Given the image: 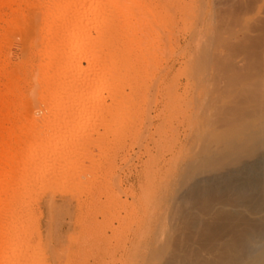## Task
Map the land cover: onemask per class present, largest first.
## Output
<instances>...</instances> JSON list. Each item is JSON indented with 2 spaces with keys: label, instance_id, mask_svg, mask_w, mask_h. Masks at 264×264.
I'll list each match as a JSON object with an SVG mask.
<instances>
[{
  "label": "rangeland",
  "instance_id": "374dc122",
  "mask_svg": "<svg viewBox=\"0 0 264 264\" xmlns=\"http://www.w3.org/2000/svg\"><path fill=\"white\" fill-rule=\"evenodd\" d=\"M65 1L0 0V139L11 141L0 148L15 149V160L34 169L24 189L4 180L10 160L0 159V249L8 239L22 244L3 264L249 263L246 249L264 246L254 232L264 231V208L251 209L264 196L238 205L229 191H207V180L264 154H250L253 140L234 137L243 121L264 127V0H129L125 7L102 0L106 9L119 7L121 29L113 34L116 19L108 18L91 34L101 28L104 39L115 38V85L124 92L87 90L88 104H110V115L90 116L88 129L72 132L56 153L39 152L32 139H60L54 120L65 116L46 115L48 88L59 76H43L41 55L54 42L45 39L44 12ZM80 3L70 0L71 13L83 10ZM103 52L109 63L113 55ZM29 145L36 151L28 156ZM50 153L70 162L48 161Z\"/></svg>",
  "mask_w": 264,
  "mask_h": 264
},
{
  "label": "bare ground",
  "instance_id": "6f19581e",
  "mask_svg": "<svg viewBox=\"0 0 264 264\" xmlns=\"http://www.w3.org/2000/svg\"><path fill=\"white\" fill-rule=\"evenodd\" d=\"M51 1V0H50ZM72 1V0H71ZM73 1H81V5H82V9L81 11H78V10H74L73 12L74 13H71V9L72 7H69V2L68 0H66L65 2H63L62 4H56L53 9H51V7L49 9H51L52 11L49 12V10L47 9L46 11L47 12H44V33H45V36H46V40L47 38H54L53 40H51L53 43L49 44V43H45L47 45H45V47L42 49L41 51V55L43 56L44 58V61L42 62V68L44 70L43 72V76L46 77L47 74H49V71L50 72H53L54 75H58L59 77H57L59 80L56 81L55 79V83L52 84L49 88H48V91L49 93H47L48 97H49V102L48 104L46 105L45 109H46V115L49 116L51 115L52 117H55L56 114H59L60 112H65V116H61L59 115L56 116L55 120H54V123L58 126L57 128H55L54 126V123H53V127L55 129H57L56 131L58 133L57 136L58 140H55L54 138L53 139H48L46 138L44 140V138L42 137H38V138H33L31 142L32 145L36 148L37 151L39 152H55L54 151L55 149L57 150V146H59L58 144L60 143V141H62V143H68V140L69 138L71 137V133L74 132L75 133H79V132H84L85 130L88 129V121H89V118H91L90 116L94 115L95 117L96 116H102L105 114H109L110 113H107L109 112V110L111 109L110 107L108 106H111L110 104L107 106V105H103V104H95L93 105L92 104H88V97H90L87 93V90H90L91 88H96L97 86H104L105 88H112V90L114 91L115 95L116 94H121L123 93L124 91H120V82L118 81V86L115 85V81H116V78H117V64H118V61H120L119 58H121L119 55V58H117V54H119V51H117V48L114 49V44L112 45V42H114L115 40H113L114 37H111L109 36V38L107 39H104L105 37H102V35H105L104 34H101L100 35V30L99 32L97 31V36L95 34V37L94 38L91 34V31L93 30V28H99V27H95L96 25H99V24H103L104 23V20L108 18L111 19L113 22L114 20L116 19V24L115 26L113 27L114 30H112V33L115 34V32H120V31H117V28L118 26L120 25V23L117 25V21L119 20L120 21V13H119V7L116 8L114 7L113 5V10H110V9H106V4L108 1L110 2L111 4V1L112 3H115L117 5H122L123 7H125V5L128 4L129 0H108L106 1L105 3L102 1V0H90L88 3V0H73ZM54 2V1H53ZM132 2H134L132 0ZM136 2V1H135ZM134 2V3H135ZM138 2V1H137ZM88 3V4H87ZM131 3V2H129ZM140 3V2H139ZM78 4V3H77ZM76 4V5H77ZM52 5V4H51ZM70 5H72L70 3ZM116 5V6H117ZM120 5V6H121ZM138 5V4H137ZM141 5V4H140ZM108 7V5H107ZM141 7V6H140ZM75 8V7H74ZM127 8V6H126ZM132 8V6H131ZM78 9V8H77ZM121 9V8H120ZM130 9V8H128ZM73 10V9H72ZM80 10V9H79ZM137 10V9H135ZM116 12H118L119 14H116ZM123 12V10H122ZM133 12V11H131ZM71 13V14H70ZM128 13V12H127ZM130 13V12H129ZM136 13V12H134ZM138 13V12H137ZM131 14L133 15V13H130V16ZM123 15V14H122ZM121 15V17H122ZM125 15H129V14H125ZM17 17V16H16ZM116 17H119L118 19ZM126 17V16H125ZM123 18H124V15H123ZM131 18V17H130ZM125 19V18H124ZM135 19V18H134ZM15 24V23H14ZM107 24V23H106ZM16 25V24H15ZM112 27V26H110ZM105 28V27H104ZM121 29V25L119 27ZM118 28V30H119ZM123 28V27H122ZM144 28V27H143ZM110 29V28H109ZM112 29V28H111ZM104 30V29H103ZM137 30V29H136ZM106 32V30H104ZM115 31V32H114ZM43 32V31H42ZM96 32V31H95ZM108 32V31H107ZM110 32V31H109ZM103 33V32H102ZM111 33V34H112ZM107 34V33H106ZM110 34V33H109ZM44 35V34H43ZM44 36V37H45ZM138 36V35H137ZM122 37V36H121ZM115 39V38H114ZM49 41V39L47 40ZM46 41V42H47ZM117 42V41H116ZM122 42V41H121ZM115 43V42H114ZM49 44V45H48ZM117 45H115L116 47ZM120 46V45H119ZM117 46V47H119ZM104 49H107L109 50V52L111 53L110 55H113L111 57H109V63L107 62L106 59L104 58H101L100 56L102 55L101 53L103 52ZM40 51V50H39ZM103 53H106V52H103ZM117 53V54H116ZM76 54V57L74 56ZM124 54V53H123ZM109 55V56H110ZM39 56V55H38ZM75 58H73V57ZM104 56H106L104 54ZM103 56V57H104ZM125 57V56H123ZM125 59V58H124ZM150 59V58H149ZM122 60V59H121ZM82 61H85L87 63V67L84 69L82 68L81 66V63ZM111 61V62H110ZM123 62V61H122ZM91 64L97 66L95 69V67L93 66V69L94 71H92V66ZM41 69V68H40ZM92 72L93 73V78L90 77L89 73ZM82 76V78H81ZM92 76V75H91ZM51 77V76H50ZM85 79V80H88L89 81V78L91 80V82H88V83H85L84 81V85L83 84H79L80 82L79 79ZM89 77V78H88ZM43 78V77H42ZM47 79V78H46ZM44 80V79H43ZM82 81V82H83ZM121 81V80H120ZM52 82V81H51ZM15 84V83H14ZM121 85V84H120ZM46 86V85H45ZM12 87V86H11ZM15 87V86H14ZM43 87V86H42ZM48 87V86H47ZM103 87V88H104ZM17 88V87H16ZM119 88V89H118ZM18 89V88H17ZM111 90V89H110ZM95 92V91H93ZM97 92V91H96ZM126 93V92H125ZM1 94V93H0ZM40 94V92H39ZM97 94V93H96ZM4 95V94H3ZM19 95V94H18ZM92 95L95 96V93H92ZM125 95V94H124ZM40 96V95H39ZM16 97V96H15ZM43 98V97H42ZM2 99V98H1ZM113 99V97H112ZM9 100V99H8ZM0 105L1 103L5 104L6 103H3L5 102L3 100H0ZM43 101V100H42ZM35 102V101H34ZM26 103V102H24ZM112 103V102H111ZM116 103V102H115ZM8 104V103H7ZM31 104V103H30ZM36 104H38V101H36ZM113 104V103H112ZM33 105V104H32ZM34 106V105H33ZM37 106V105H36ZM39 106V105H38ZM41 106V105H40ZM44 106V105H43ZM31 107V106H29ZM113 107V106H112ZM6 108V107H5ZM26 108V107H25ZM36 108V107H35ZM43 108V107H42ZM31 109V108H29ZM2 110V109H1ZM40 110V109H39ZM42 110V109H41ZM44 110V109H43ZM8 111V110H7ZM5 112L8 114V112ZM30 111V110H29ZM10 112V111H9ZM29 113V112H27ZM4 114V113H3ZM13 114V113H12ZM22 114V113H21ZM10 115V114H9ZM23 115V114H22ZM25 115V114H24ZM32 115V114H31ZM44 115V114H43ZM259 115V114H257ZM6 116V115H5ZM45 116V115H44ZM61 116V117H60ZM260 116H264V114H261ZM260 116H255V118H261ZM110 117V116H109ZM35 118V117H33ZM100 118V117H98ZM103 120L104 118L107 119L106 117H101ZM254 117L252 118L253 120L255 119ZM258 118V119H259ZM36 119V118H35ZM39 119V118H38ZM53 119V118H51ZM251 119V118H249ZM249 119L247 118V120L249 121ZM261 119H264V118H261ZM6 120V119H5ZM21 120V118H20ZM24 120V119H23ZM28 120V119H27ZM246 120V121H247ZM14 121V120H13ZM26 121V119H25ZM34 121V120H32ZM261 121V120H260ZM10 122V121H9ZM12 122V121H11ZM16 122V121H15ZM21 122V121H20ZM36 122V121H35ZM252 123V120L250 121ZM257 121H255L256 123ZM19 123V122H18ZM24 123V122H23ZM39 123V122H37ZM246 124V122L243 121V124ZM259 123H262V122H259ZM17 124V123H16ZM32 124V123H31ZM34 124V122H33ZM244 124V126H246ZM254 124V123H253ZM251 124L248 122V125L249 126H239L240 128H238V125L236 126L238 128L239 131H237L238 133L237 134H233L234 137H235V140H236V137H241L242 139H244V141L242 140L243 143L246 144L245 141H250L252 142L253 140V143L251 146H248L250 147V152L248 150V152L252 155H255L257 154L258 150H262L264 149V127H259L258 126L256 127L257 130H254V125ZM22 125V124H21ZM52 125V124H51ZM51 125L48 126L51 128ZM242 125V124H240ZM264 125V124H261V126ZM20 126V125H19ZM234 127V129L236 128ZM244 127V128H243ZM23 128V126H22ZM242 128V130H241ZM255 128V129H256ZM20 129V128H19ZM45 129V128H44ZM232 128L233 131H236ZM54 131V130H53ZM233 131L230 130V132L232 133ZM42 132V131H41ZM234 133V132H233ZM10 134V133H9ZM52 134H50V137H53V135L51 136ZM228 135V134H227ZM223 136V135H222ZM230 136V135H229ZM229 140L232 141L234 140V138H231L230 136ZM7 137V136H6ZM224 139L226 137V135L223 136ZM233 137V136H232ZM87 138V137H86ZM227 138V139H228ZM237 138L236 141H238L239 139ZM226 139V141H227ZM18 140V139H17ZM90 140V139H89ZM235 140H234V143H235ZM14 141V140H13ZM71 141V140H70ZM225 141V140H224ZM229 141V142H230ZM76 142V141H75ZM222 142H223V139H222ZM240 142V141H238ZM249 142V143H250ZM0 143L1 145L3 144L4 145H10L11 141L8 140V139H0ZM14 143H17L16 141H14ZM80 143V141H79ZM78 143V144H79ZM82 143V142H81ZM80 143V144H81ZM237 143V142H236ZM235 143V145H236ZM75 144V143H74ZM87 144V143H85ZM224 144V142H223ZM222 144V146H223ZM229 143H226L225 145H227ZM239 144V143H238ZM237 144V145H238ZM251 144V143H250ZM248 144V145H250ZM16 145V144H15ZM32 145H29V147H27L26 150H24L23 152L25 154H27L28 156L32 153V151L34 149H32ZM232 145V144H231ZM235 145L231 147V149L233 147H235ZM240 145H242V143H240ZM27 146V145H26ZM83 146V144H82ZM12 147V146H11ZM60 147V146H59ZM66 147V146H65ZM229 147V146H228ZM227 149H230L228 148ZM238 147V146H237ZM242 147V146H241ZM243 147H247L246 146H243ZM243 147L241 149H243ZM2 148V149H1ZM0 149V159L2 158H6L9 161H7L8 164L4 163L7 165V168L4 170L3 169V177H5V181L6 180H9L7 182H15L17 184H19L18 186H21V187H26L25 186V179L24 178H30L29 181L31 180V177L33 179V176H34V169L30 168L29 170V167H30V163L31 161H24V163L22 164H19L18 163V160H20L18 158V160L16 161V157L20 154L17 153V151H14L11 149V152L10 149L6 150V148L3 149V147H1ZM80 148V147H79ZM81 149V148H80ZM225 149V148H224ZM34 150V151H36ZM78 150V149H77ZM219 150V149H218ZM84 151V150H83ZM246 151V149L244 150ZM38 152V153H39ZM68 152V150H67ZM79 152V151H78ZM205 152H208L205 151ZM238 152V151H236ZM241 152V151H239ZM247 152V151H246ZM245 152V154H246ZM262 152V151H260ZM259 152V153H260ZM50 153L47 155L46 159L48 158V161H57L59 160V162H61L62 164L69 161L70 162V158L68 157H57V155L54 157V155ZM54 153V154H55ZM228 153V150L227 152ZM242 153V152H241ZM264 153V152H262ZM41 153H39L38 156H40ZM58 154V153H57ZM82 154V153H81ZM88 154V153H87ZM232 154V153H231ZM26 155V156H27ZM32 155V154H31ZM35 155V154H34ZM73 155V154H72ZM227 155V154H225ZM230 155V153H229ZM228 155V157H229ZM237 154L235 153L234 156H233V159L236 161L238 160V163L241 162V159H237ZM25 156V155H24ZM69 156V155H68ZM79 156V155H78ZM204 158L205 156L202 155ZM239 156H240V153H239ZM247 156V155H246ZM257 159L255 161H252V162H248L249 160L248 159H244L246 160V163H243L242 167H240L239 169H236V170H233L235 169L234 167H231L232 168V171L228 172V171H225L227 174H222L224 175L223 177L222 176H216L217 178H210L209 180H207V183L209 185V187H207V191H209V189L211 188V185L214 188H216L217 190H223V191H229L230 193L234 194L235 195V203H237L238 205H244V201L247 200L252 194H255L256 192L258 193H262V196H264V154H261V155H257ZM33 157V156H32ZM34 157H37V156H34ZM72 157V156H71ZM77 157V156H76ZM230 157H232V155H230ZM248 157V156H247ZM21 158V157H20ZM43 158V157H42ZM198 158V157H197ZM201 158V157H200ZM242 158V157H241ZM244 158V157H243ZM254 158V157H253ZM23 159V158H22ZM21 159V160H22ZM35 159V158H34ZM203 159V158H202ZM229 159V158H227ZM232 159V158H230ZM20 160V161H21ZM244 160H242L244 162ZM248 160V161H247ZM253 160V159H252ZM34 161V160H33ZM40 161V160H39ZM45 161V160H44ZM47 161V162H48ZM88 161V159H87ZM201 161H207L206 159L204 160H201ZM200 161V162H201ZM240 161V162H239ZM36 162V160L34 161ZM72 162V160H71ZM199 162V163H200ZM208 162V161H207ZM234 162V161H233ZM44 163V162H43ZM196 163V162H195ZM204 163V162H202ZM201 163V164H202ZM217 163H220V162H217ZM3 164V165H4ZM40 164V163H39ZM235 164V163H234ZM241 164V163H240ZM36 165V164H35ZM34 165V166H35ZM42 166V164H40ZM87 165V164H85ZM203 165V164H202ZM220 165V164H219ZM224 165V164H223ZM222 165V166H223ZM236 165V164H235ZM33 166V167H34ZM40 166V168H41ZM197 166V165H196ZM221 166V165H220ZM239 165L237 164V167ZM2 167V166H1ZM32 167V166H31ZM36 167V166H35ZM43 167V166H42ZM5 168V167H4ZM68 168V167H67ZM66 168V169H67ZM230 169V168H229ZM227 169V170H229ZM40 170V169H39ZM71 169H67L66 171H64V175H72V172L70 171ZM84 170V169H82ZM41 172V171H40ZM63 175V176H64ZM62 176V177H63ZM213 176V175H212ZM210 176V177H212ZM24 177V178H23ZM39 177V176H38ZM222 177V178H221ZM209 178V177H208ZM1 179V178H0ZM25 180V181H24ZM33 181V180H32ZM28 182V181H27ZM26 182V185L28 184ZM6 183V182H5ZM34 183V182H32ZM204 184V182H202ZM4 184V183H3ZM13 184V183H12ZM12 184H10L12 186ZM30 184V183H29ZM28 184V185H29ZM9 185V184H8ZM14 185V184H13ZM206 186V185H204ZM28 187V186H27ZM11 188V187H10ZM15 188V187H14ZM33 188V187H32ZM195 188V187H194ZM197 188V187H196ZM205 188V187H204ZM25 189V188H24ZM198 189V188H197ZM206 189V188H205ZM211 188V190H213ZM215 189V190H216ZM5 190H8V189H5ZM12 190V189H11ZM19 190V189H18ZM32 190V189H31ZM214 190V191H215ZM27 192V191H26ZM228 192V193H229ZM15 193V192H14ZM257 193V194H258ZM260 195V194H258ZM258 199V198H257ZM12 200V199H11ZM250 200V199H249ZM251 201V200H250ZM14 202V201H13ZM228 202V201H227ZM244 204H243V203ZM253 202L257 203V201L253 200ZM17 203V202H16ZM247 203H249V201H247ZM253 203V204H254ZM10 204V203H9ZM221 204V203H220ZM248 205V204H247ZM246 205V206H247ZM224 206V205H223ZM222 206V207H223ZM235 206V205H234ZM249 206H250V203H249ZM251 206L253 207V205L251 204ZM9 207V206H7ZM6 207V208H7ZM243 207V206H242ZM245 207V206H244ZM10 208V207H9ZM237 208V207H236ZM248 208V207H247ZM246 208V209H247ZM250 208V207H249ZM264 208V198L258 200V203L257 205L255 204V207L254 208H251V209H262ZM4 209V208H3ZM8 209V208H7ZM217 210V209H216ZM238 210V209H237ZM258 210V211H260ZM10 211V210H9ZM8 211V212H9ZM13 211V210H12ZM6 212V211H5ZM11 212V211H10ZM224 213V212H223ZM234 213V212H233ZM264 213V212H262ZM11 214V213H10ZM241 214V213H240ZM9 215V214H8ZM216 215V214H215ZM7 216V215H6ZM261 216V215H260ZM13 217V216H12ZM231 217V216H230ZM17 220V219H16ZM242 221V220H241ZM261 225V224H260ZM264 225V224H262ZM13 226V225H12ZM260 227V226H259ZM6 228V227H5ZM256 233V235H258V239L264 237V231H261L260 229H258L257 231H254ZM252 232V233H254ZM17 236V235H16ZM251 236V234H250ZM253 236V235H252ZM255 236V235H254ZM254 236L251 237L254 239ZM262 236V237H260ZM256 237V236H255ZM260 237V238H259ZM14 238V237H13ZM17 238V237H15ZM21 238V237H20ZM19 239V237H18ZM248 239V238H247ZM10 239H8V243L7 244H4L5 247H2L0 249V264H3V262L8 259V257L10 255H12L16 248L18 247L17 244H20L22 245L20 242H18L19 240L15 239V240H11L9 241ZM250 241V240H249ZM262 242H264V239L261 240ZM256 242V240H255ZM23 243V242H22ZM254 243V241H253ZM259 243V242H257ZM248 247L250 246V243H248ZM19 245V246H20ZM247 246V245H246ZM251 246H252V240H251ZM257 247V245H255ZM262 246V244L260 245ZM254 247V244H253V248H249V249H246L247 251H250V254H253L252 256V260L251 258L249 257L248 259V262L249 263H246L245 264H264V246L262 247ZM245 250V251H246ZM249 254V252H246ZM249 254V255H250ZM17 255V254H16ZM251 256V255H250ZM22 257V256H21ZM18 259V258H17ZM21 260V259H20ZM33 260V259H32ZM16 261V259L14 260ZM32 262V261H31ZM24 263V262H23ZM11 264V263H10ZM16 264H19V263H16ZM31 264V263H30Z\"/></svg>",
  "mask_w": 264,
  "mask_h": 264
}]
</instances>
